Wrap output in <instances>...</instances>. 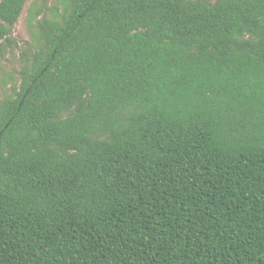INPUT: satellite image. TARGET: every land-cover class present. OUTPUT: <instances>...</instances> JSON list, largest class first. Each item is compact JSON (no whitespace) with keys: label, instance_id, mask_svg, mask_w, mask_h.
Wrapping results in <instances>:
<instances>
[{"label":"trees","instance_id":"obj_1","mask_svg":"<svg viewBox=\"0 0 264 264\" xmlns=\"http://www.w3.org/2000/svg\"><path fill=\"white\" fill-rule=\"evenodd\" d=\"M43 7L0 98V264H264V0Z\"/></svg>","mask_w":264,"mask_h":264},{"label":"rangeland","instance_id":"obj_2","mask_svg":"<svg viewBox=\"0 0 264 264\" xmlns=\"http://www.w3.org/2000/svg\"><path fill=\"white\" fill-rule=\"evenodd\" d=\"M211 2L213 0H210ZM32 2H36L39 7L45 4L43 12L37 17L49 16L53 13L51 9L56 0H27L20 12L16 22L11 27V38L15 43L0 50V98L11 93L12 84L18 83V73L25 60L24 52L32 51V38L30 26L28 24L29 8Z\"/></svg>","mask_w":264,"mask_h":264}]
</instances>
